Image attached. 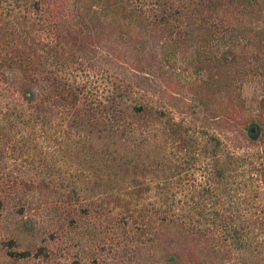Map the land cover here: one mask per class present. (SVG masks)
Wrapping results in <instances>:
<instances>
[{
	"label": "trees",
	"instance_id": "trees-1",
	"mask_svg": "<svg viewBox=\"0 0 264 264\" xmlns=\"http://www.w3.org/2000/svg\"><path fill=\"white\" fill-rule=\"evenodd\" d=\"M29 202L51 245L0 234L14 262L264 264V0H0V213Z\"/></svg>",
	"mask_w": 264,
	"mask_h": 264
},
{
	"label": "rangeland",
	"instance_id": "rangeland-1",
	"mask_svg": "<svg viewBox=\"0 0 264 264\" xmlns=\"http://www.w3.org/2000/svg\"><path fill=\"white\" fill-rule=\"evenodd\" d=\"M171 62V63H170ZM168 75L172 77L171 79L175 80L176 73L178 76H186L188 70L186 69V63L183 58L178 56L175 59H170L169 63L167 62ZM246 97L252 95L251 88L246 87L243 91ZM23 190V189H22ZM20 190H18V194ZM32 205V204H31ZM30 202L23 210L22 214L17 213L15 207L9 203L6 207L1 210V228L0 234L2 236L13 235L17 242V247L21 248L26 244L31 243H42L51 245L48 230L51 227V221L44 217V211L41 208L36 206H31ZM48 217V216H47ZM32 220V227L30 229H24L21 225V222L25 219ZM3 246L0 241V264H24L23 262L17 261L14 262L10 259H7L4 255L1 254Z\"/></svg>",
	"mask_w": 264,
	"mask_h": 264
}]
</instances>
